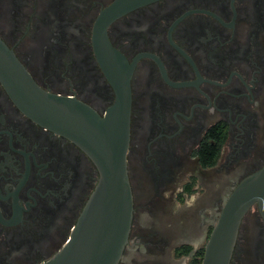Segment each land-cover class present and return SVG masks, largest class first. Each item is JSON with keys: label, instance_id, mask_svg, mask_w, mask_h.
Instances as JSON below:
<instances>
[{"label": "flooded vegetation", "instance_id": "flooded-vegetation-1", "mask_svg": "<svg viewBox=\"0 0 264 264\" xmlns=\"http://www.w3.org/2000/svg\"><path fill=\"white\" fill-rule=\"evenodd\" d=\"M0 37L43 89L102 116L117 99L108 72L129 76L135 211L119 264H167L141 257L161 249L152 238L141 244L144 221L163 201L186 208L192 194L201 226L175 248L177 264L205 253L231 192L264 166V0H0ZM216 171L228 177L210 203ZM99 180L88 152L31 116L0 79V264L52 257ZM230 264H264L259 202Z\"/></svg>", "mask_w": 264, "mask_h": 264}, {"label": "water", "instance_id": "water-1", "mask_svg": "<svg viewBox=\"0 0 264 264\" xmlns=\"http://www.w3.org/2000/svg\"><path fill=\"white\" fill-rule=\"evenodd\" d=\"M108 73L117 99L102 116L84 102L43 89L0 37V79L13 99L39 122L76 141L100 171V180L68 240L38 264H119L129 244L135 211L127 160L131 89L129 76ZM256 202L264 212V166L244 178L225 201L202 264L231 263L242 219Z\"/></svg>", "mask_w": 264, "mask_h": 264}, {"label": "rangeland", "instance_id": "rangeland-1", "mask_svg": "<svg viewBox=\"0 0 264 264\" xmlns=\"http://www.w3.org/2000/svg\"><path fill=\"white\" fill-rule=\"evenodd\" d=\"M210 176L211 180L208 182V200L210 203H214L219 197V194L225 191V180L228 176L223 171H216L215 173H211ZM202 192L203 189H200L197 194H201ZM194 196L195 194H192L187 199L191 205L186 208L182 207L183 202L180 200L178 202L161 201L162 203L158 206L157 213L150 215L149 219L144 221L147 222L145 227H143L146 236L143 237L141 244L144 240L147 241L148 238H152L161 243V249L158 251L157 246H152V248L145 251V254H141L144 255L141 256L142 258L148 256L150 259H156V262L161 261L167 264H177L179 257L176 254L175 248L181 241L187 238L189 233L194 232L201 226V218L198 216L199 208L191 201ZM209 228L211 230L212 225ZM195 237L196 239H202L203 235L198 234ZM206 242L207 239H203L201 246H204ZM203 254L200 252L196 260L194 262L192 261V263L189 262V264H201Z\"/></svg>", "mask_w": 264, "mask_h": 264}, {"label": "trees", "instance_id": "trees-1", "mask_svg": "<svg viewBox=\"0 0 264 264\" xmlns=\"http://www.w3.org/2000/svg\"><path fill=\"white\" fill-rule=\"evenodd\" d=\"M209 144V143H208ZM208 146V145H207ZM208 148V147H207ZM217 156H218V149H217V151L215 152V159L217 158ZM202 158H203V161L205 162V163H209V162H212V159L211 158H209V155H207V153H205V154H203L202 155ZM190 250V248H187V251H189ZM186 251V252H187Z\"/></svg>", "mask_w": 264, "mask_h": 264}]
</instances>
